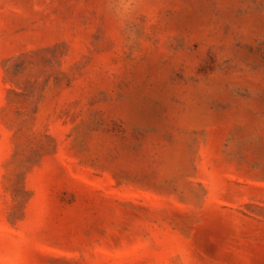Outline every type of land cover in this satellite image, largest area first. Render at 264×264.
<instances>
[{
  "label": "rangeland",
  "instance_id": "1",
  "mask_svg": "<svg viewBox=\"0 0 264 264\" xmlns=\"http://www.w3.org/2000/svg\"><path fill=\"white\" fill-rule=\"evenodd\" d=\"M0 264H264V0H0Z\"/></svg>",
  "mask_w": 264,
  "mask_h": 264
}]
</instances>
